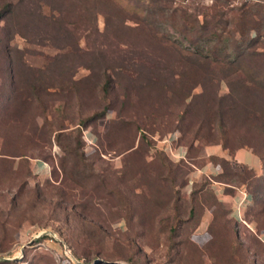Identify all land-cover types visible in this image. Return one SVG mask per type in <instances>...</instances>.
<instances>
[{"label":"rangeland","instance_id":"obj_1","mask_svg":"<svg viewBox=\"0 0 264 264\" xmlns=\"http://www.w3.org/2000/svg\"><path fill=\"white\" fill-rule=\"evenodd\" d=\"M247 2L264 13V0H0V264H264V194L236 220L209 186L241 185L245 167L192 172L208 145L264 151L263 78L205 63L223 43L182 22L246 45L233 19ZM80 123L86 161L64 172L56 134Z\"/></svg>","mask_w":264,"mask_h":264},{"label":"trees","instance_id":"obj_2","mask_svg":"<svg viewBox=\"0 0 264 264\" xmlns=\"http://www.w3.org/2000/svg\"><path fill=\"white\" fill-rule=\"evenodd\" d=\"M260 4H254L251 5V3H243L242 7L238 8L237 13L234 14V22L236 21V28L235 30L240 34L241 37L246 39L247 44L245 45L241 41L235 40V46H231L229 42H231L232 39L231 37L224 38L222 34L218 32V30H214L210 28L209 26L206 25H196L193 23L192 25L188 22L187 17L184 13L182 16V22L184 29L190 32V37L193 36V34L199 35L198 38L202 39L204 35H208L207 38L208 40L211 41H216L222 42L223 43V48L218 49V45H214V48L212 50L213 54L212 56H206L204 57V62L207 64H215L218 68L226 71H232V72H238V71H243L247 69V67L250 66L251 70H254L252 76L254 77H262L263 80L262 82L264 83V69L262 68V65H259L257 61L255 60V56L263 57L264 60V52H257L256 50H252L255 45L257 46H262L264 45V42H261V38L264 37V32L261 33L264 29V13L261 12L260 9L257 6ZM217 7H214L215 10ZM191 25V26H190ZM217 25L214 26L216 28ZM197 27V29H196ZM256 36V39L253 37ZM197 38V39H198ZM253 38V39H252ZM261 43V44H260ZM227 51V52H226ZM220 52V54H218ZM264 64V63H263ZM253 79V78H252ZM59 128L56 134V141L60 145V147L68 153L69 159L68 162H70L69 166L65 163L63 165V170L66 172L67 167L70 168L72 172H76L80 170V165L82 162L86 161V154L84 152H80V148L83 147L84 145V140L82 138L83 136V130H82V124L80 123L79 126L73 128L70 130L69 133H66L65 130ZM64 136V138H63ZM225 149H229L227 145H222ZM242 147H248L251 148L249 144H240L236 149L242 148ZM133 147L129 148L132 149ZM128 149V150H129ZM253 149V148H252ZM254 152L260 157L262 160V166H263V172H264V151L261 149H253ZM129 151H127L128 153ZM187 156V152H186ZM187 157L181 158L179 161L186 160ZM219 159L218 157H211L213 160ZM221 161L224 163L228 162L223 158H221ZM223 168V172L219 175H223L225 171H227L228 167H225L224 165H221ZM85 167V166H83ZM245 173H241L239 175H242L243 179L241 182V185H235V186H244L246 191L252 196L253 200L255 201L256 197L258 195H263L264 194V182L261 181L262 174L256 172L254 169L251 168H244ZM228 172V171H227ZM226 172V174H227ZM229 174V172H228ZM218 176V175H216ZM209 177L210 180H216L215 177ZM220 182L226 183L229 186L233 187L231 183L228 181H222ZM250 207V206H249ZM255 212V218L256 221H261L262 225H264V204L260 203V206H258Z\"/></svg>","mask_w":264,"mask_h":264},{"label":"crops","instance_id":"obj_3","mask_svg":"<svg viewBox=\"0 0 264 264\" xmlns=\"http://www.w3.org/2000/svg\"><path fill=\"white\" fill-rule=\"evenodd\" d=\"M87 135H88V141L94 143L96 140V136L91 132H88ZM205 153L206 156L209 158L210 157L224 158L238 166L254 169L256 172L260 174L263 173L262 160L254 152L252 148L242 147L231 152L228 149H225L221 144H212L205 147ZM172 155H174L176 158L185 157L186 156L185 147L181 145H177V148ZM192 172L196 174V177L198 179L203 175H206L208 177L219 175L223 172V169L220 164L215 163L212 159H210L201 166H195V170ZM35 173L39 177H44V178L48 177V175L50 174V165L44 161H37L35 164ZM213 182L214 183H211L209 185L210 189H212L217 194L220 200L228 202L230 209V216L237 220L238 215L242 213L244 215V212L249 205L245 208H239L238 206H239V200L242 197L240 192H242L243 190L246 191L245 187L244 186L231 187L228 184L220 181H213ZM229 188H233V192H228ZM248 200L251 203V205L254 203V200L249 193H248ZM209 212L211 214V211ZM205 216H207V213L205 214ZM205 218L207 219V217Z\"/></svg>","mask_w":264,"mask_h":264},{"label":"built area","instance_id":"obj_4","mask_svg":"<svg viewBox=\"0 0 264 264\" xmlns=\"http://www.w3.org/2000/svg\"><path fill=\"white\" fill-rule=\"evenodd\" d=\"M178 140V134H177V132H175V133H171L169 136H167L164 140H163V142L164 143H166V144H170V145H172V143L173 142H176ZM90 143H92L91 141H89ZM181 158V157H180ZM183 158V157H182ZM242 194H243V196H242V198H241V204L243 205V204H247V205H251V203L249 202V200H248V193H247V191H242ZM240 219L241 220H243V217H240Z\"/></svg>","mask_w":264,"mask_h":264}]
</instances>
